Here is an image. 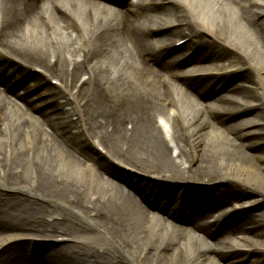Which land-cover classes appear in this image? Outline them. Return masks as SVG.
Wrapping results in <instances>:
<instances>
[{"label":"bare ground","instance_id":"bare-ground-1","mask_svg":"<svg viewBox=\"0 0 264 264\" xmlns=\"http://www.w3.org/2000/svg\"><path fill=\"white\" fill-rule=\"evenodd\" d=\"M187 37L188 59L163 44ZM6 57L35 78L25 92L39 84L41 92L27 116L0 96V264H240L238 251L197 246L182 225L143 213L139 197L113 179L125 171L165 186L221 184L205 206L227 204L232 212L214 233L202 225L194 231L238 236L244 251L264 260V210H234L264 206V0H136L116 13L93 0H0V64ZM191 59L189 67L203 73L193 79L176 70ZM213 66L242 72L243 83L205 106L207 86L220 77L206 73ZM236 112L254 117L231 131L224 118ZM40 118L84 163L42 131ZM94 164L102 174L91 172ZM164 190L154 187L147 199H168ZM204 208L189 210L188 219L209 216ZM180 209L168 210L183 217ZM37 238L59 241L41 253ZM71 239L97 249L63 243Z\"/></svg>","mask_w":264,"mask_h":264},{"label":"rangeland","instance_id":"rangeland-1","mask_svg":"<svg viewBox=\"0 0 264 264\" xmlns=\"http://www.w3.org/2000/svg\"><path fill=\"white\" fill-rule=\"evenodd\" d=\"M239 49V48H238ZM227 50V49H226ZM240 51H242L241 49H239ZM230 51H232V50H230ZM227 52H228V50H227ZM226 52V53H227ZM232 52H234V51H232ZM234 53H236V52H234ZM236 54H238V53H236ZM242 57V56H241ZM153 71L155 72L154 74L157 76V72H156V69H153ZM247 71H249V72H251L252 73V71L248 68V70ZM134 74V73H133ZM153 75V74H152ZM243 81V78H242V72H240V74H239V76H237V77H235L234 79H233V82L235 83V82H242ZM17 106H19L18 104H16ZM20 107V106H19ZM232 119H230V118H228V119H226L225 120V123L224 124H227V125H229V130H231L232 131V128L233 127H237V126H235V125H233V124H235L236 122V120H237V118H235L234 120H232ZM42 130L43 131H45L44 130V128H42ZM45 132H47V131H45ZM227 136L230 138V139H232L231 138V136L229 135V134H227ZM206 137V136H205ZM244 139V137H238L237 138V140L235 141L236 143H244L245 144V141L243 140ZM244 148L247 150V151H249V152H251L249 149H248V147L247 146H244ZM259 151V153H262V151H260V150H258ZM71 157V156H70ZM72 158V157H71ZM92 170L93 171H95V170H97V169H95V168H92ZM132 172H135V171H132ZM138 176H140V175H138ZM221 188V184H219V183H217V184H214L213 186H212V190H211V188L209 189V190H207L206 191V194H211V193H213V192H215V191H217L218 189H220ZM115 193H116V191H114ZM55 201L54 200H52L51 201V203H54ZM261 204H263L262 202H260ZM57 204V203H56ZM218 206H220V205H218ZM62 208H63V210H65V212L66 213H68L69 215L71 214V215H73V216H75L77 219H79V220H81V221H83V223H85V225H86V223L87 224H90V226L92 225V223H88V221H86L81 215H78L76 212H74L73 210H71L70 208H68V207H66L65 205H63L62 206ZM264 210V206L263 205H258V206H256V207H254V208H252V209H250V210H245V211H243V212H251L252 214H256V215H258L261 211H263ZM144 212H146V211H144ZM143 212V213H144ZM186 233V232H185ZM187 235H190V234H188V233H186ZM56 238H37L36 240H38V241H35V242H41L40 244H39V249L40 248H42L43 250H41L42 252L41 253H46V252H49L50 250H52L53 248H54V246H56L55 245V243H56V241H59V240H55ZM35 240V239H34ZM61 241H65V240H63V239H60ZM60 241V243H62ZM59 243V244H60ZM63 243H68V244H75V245H79V247L80 248H87L88 250H95V249H97V247L96 246H94L93 244H91V243H89V242H86V241H78V240H73V239H71V240H67L66 242H63ZM114 246V245H113ZM197 246H199V244H197ZM262 248H264V245L262 246ZM254 253H257V252H254ZM212 256H213V258H215V256L212 254ZM252 256V255H251ZM250 256V257H251ZM217 260V259H216ZM249 261H251V258L249 259ZM218 264H223V262H220V263H218ZM247 264H248V262H247ZM249 264H251V262H249Z\"/></svg>","mask_w":264,"mask_h":264}]
</instances>
